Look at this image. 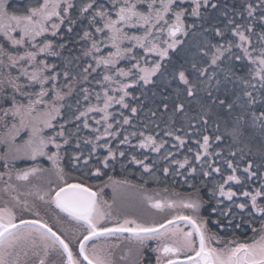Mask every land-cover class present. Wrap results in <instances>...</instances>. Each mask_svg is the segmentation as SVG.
I'll list each match as a JSON object with an SVG mask.
<instances>
[{"label":"snow or ice","instance_id":"snow-or-ice-1","mask_svg":"<svg viewBox=\"0 0 264 264\" xmlns=\"http://www.w3.org/2000/svg\"><path fill=\"white\" fill-rule=\"evenodd\" d=\"M0 264H264V0H0Z\"/></svg>","mask_w":264,"mask_h":264},{"label":"trees","instance_id":"trees-1","mask_svg":"<svg viewBox=\"0 0 264 264\" xmlns=\"http://www.w3.org/2000/svg\"><path fill=\"white\" fill-rule=\"evenodd\" d=\"M138 171H140V169L137 166H131L127 173H123L122 174L120 169H119V167L117 166L115 172H113L111 174L116 176V178H118V179H123L126 176L127 179L131 180L133 183H142V181H140L138 179V177L135 175V173L138 172ZM73 175H75V174H73ZM104 179H106V176L105 177H100V178H91V179L88 180V183L95 185V184L99 183L100 181H102ZM166 183L167 182H161V183L157 184V183H155V182L150 180L148 182V184L146 185V187L148 189H150V190L159 191L160 197L164 198V197H167V196H169L171 194V187L169 188V192L168 193H165L163 191L164 187L166 186ZM183 190H184L183 187H181L179 185L176 187V191L177 192H180V191H183ZM105 192H106L107 195H110L111 194V189H105Z\"/></svg>","mask_w":264,"mask_h":264},{"label":"flooded vegetation","instance_id":"flooded-vegetation-1","mask_svg":"<svg viewBox=\"0 0 264 264\" xmlns=\"http://www.w3.org/2000/svg\"><path fill=\"white\" fill-rule=\"evenodd\" d=\"M43 162V161H42ZM18 166H25V165H18ZM43 214V213H42ZM156 216H157V218H159L161 215H163V214H159V213H157V214H155Z\"/></svg>","mask_w":264,"mask_h":264}]
</instances>
